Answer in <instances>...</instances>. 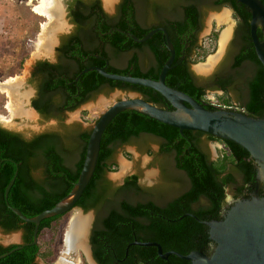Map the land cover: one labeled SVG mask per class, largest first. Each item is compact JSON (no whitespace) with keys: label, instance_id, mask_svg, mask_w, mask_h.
<instances>
[{"label":"trees","instance_id":"trees-1","mask_svg":"<svg viewBox=\"0 0 264 264\" xmlns=\"http://www.w3.org/2000/svg\"><path fill=\"white\" fill-rule=\"evenodd\" d=\"M261 2L264 5V0ZM74 3L75 9L74 5L70 6L73 20L79 24L83 23L79 28L88 34L83 40L75 36L61 47L62 54L67 59L63 68H58V64L45 63L49 68L45 77L38 83V93L43 100L33 102L43 119L59 117L63 110H74L94 94L113 89L137 91L147 101L173 109L158 91L105 78L94 69L82 73L77 80L74 79L83 68L91 65L104 66L109 72L156 79L169 56L163 33L157 31L149 39L137 42L125 32L143 37L150 29L158 26L166 28L175 49L172 68L165 77L167 85L184 91L205 108L214 110L221 106L233 105L232 93L240 100L239 85L243 82L247 87L248 99L244 108L248 115L264 117V67L256 56L250 38L251 12L243 3L237 0H163L162 6L166 7L172 3L179 9L173 20L161 18L158 22H155V19L148 21L145 16L150 15L153 10L151 4L145 6V18L141 14L140 22L132 16L127 22L126 16L130 9L127 0L118 5L114 17H108L101 7L98 13L93 11L99 5L98 1L89 8L84 0H75ZM202 4L230 7L237 27L231 49L221 63L225 70L214 74L204 84H199L197 76L191 70V64L203 61L212 52L217 37L215 31L208 37V45L205 41L196 44L195 35L202 29ZM89 18L93 19V23ZM257 34L262 40L260 29ZM186 36L190 42L183 48ZM141 52L145 55L140 56ZM124 56V64L115 65L112 62L113 58ZM107 59H111L109 63L106 62ZM53 69L59 73L58 77ZM208 89L222 90L223 93L218 95L220 102L215 103L208 98ZM62 129L58 134H39L28 140L0 126V230L12 232L21 229L24 243L32 241L34 224L21 220L8 208L4 190L17 170L7 202L28 217L51 208L71 191L82 167L90 130L79 131L78 127L76 130ZM141 132L161 138L162 152L174 154L176 167L184 170L191 182L189 190L174 198L164 208L152 201L132 202L131 199L154 193L163 197L173 190L167 192L158 187L154 191L147 189L137 183V174L126 176L122 185L112 189L104 175L105 172L116 168L113 160L109 162L113 159L115 151L110 145L128 142ZM202 134L205 133L189 129L181 132L178 127L162 123L135 109H124L111 119L101 137L94 173L75 203V206H81L85 211L93 207L98 211L107 210L106 215L97 222L101 228L93 230L91 236L94 258L99 264H146V261L150 260L153 264H190L174 254L169 255L168 259L162 258L157 254L156 248L151 246L131 244L125 255L127 245L133 240L157 241L164 252L174 250L187 254L194 249L206 251L204 245H177L180 238L184 237V232H197L203 227L193 218L185 216L179 219L183 209L177 206V202L182 198L191 201L206 196L217 205L216 201L225 194L226 185L234 181L232 175L221 177L226 162L233 163L236 169L240 170V152L248 155V151L234 141L223 139L227 149L216 161L208 162L196 146V141ZM209 137L212 138V135ZM242 162V169L248 172L250 163L246 160ZM162 171L161 179L164 184H172L170 176ZM237 193H240V186ZM150 211L162 212L165 218L155 215L156 213L152 215ZM201 212L195 211L200 220L203 219ZM62 215L64 214L44 218L39 225L37 243L26 244L0 257V264H37L35 259L38 256L45 262H50L53 250L50 247L44 248L40 238L45 230L57 231ZM14 247L16 244H0V255Z\"/></svg>","mask_w":264,"mask_h":264},{"label":"water","instance_id":"water-1","mask_svg":"<svg viewBox=\"0 0 264 264\" xmlns=\"http://www.w3.org/2000/svg\"><path fill=\"white\" fill-rule=\"evenodd\" d=\"M237 1L246 5L251 12L249 23L250 38L256 56L264 67V5L261 0ZM104 9L106 10V7ZM258 29L262 32V40L258 37ZM157 31H161L164 35L169 56L156 79L109 72L104 66L98 65L83 68L74 79L77 80L82 73L94 69L105 78L158 91L169 101L173 109L155 105L147 101L140 93L134 91L126 92V96L112 101L101 112L90 128L82 167L71 191L54 206L41 211L35 216L28 217L17 207L11 206L7 202L8 192L18 173L16 170L5 187L4 198L8 208L14 214L21 220L34 224L33 239L29 243H24L23 240L14 242L16 247L1 254L0 257L26 244L37 243L39 225L44 218L65 214L76 207L75 203L82 195L94 173L102 134L111 119L124 109L138 110L162 123L178 127L181 132L184 129L199 130L221 139L234 141L246 149L255 160L257 164V181H264V117H253L246 113L223 107L210 110L184 91L167 85L165 77L168 70L172 68V63L175 59V49L166 28L163 26L152 28L143 37H137L129 31L125 33L135 41L143 42ZM115 92L118 93L120 90L117 89ZM31 110L34 114H37L34 108H31ZM202 222L210 225V237L217 244L213 253L209 256L202 251H190L187 254H181L174 250L164 252L161 245L155 241H133L127 245L125 254H127L128 246L131 244H141L156 247L157 254L162 258L166 259L170 254H174L182 259L192 261V264H264V196H259L258 190L254 191L251 199L237 200L228 210L223 220ZM2 245L7 246L5 244ZM38 258L39 256L36 257L35 262L43 264L37 262ZM90 261L96 264L91 256Z\"/></svg>","mask_w":264,"mask_h":264},{"label":"rangeland","instance_id":"rangeland-1","mask_svg":"<svg viewBox=\"0 0 264 264\" xmlns=\"http://www.w3.org/2000/svg\"><path fill=\"white\" fill-rule=\"evenodd\" d=\"M102 2L104 7H106L104 0H102ZM40 3L41 0H0V83L10 81L11 83L17 84L16 90L19 94V100H21V109H18V111L15 110L14 113L11 112L8 108L10 98L7 92L0 86V115L5 117V120H9L8 122L0 120V126L21 132L25 135L44 129V123L41 122L38 115L34 114L31 110L33 88L28 85L27 78L32 65L37 59L54 60V46L56 45L57 35L61 32H68L71 30V24L65 17V0H47L50 9H54V7L57 6L60 10L56 18L55 16L49 17L45 13L34 8ZM115 4L116 0H112L111 6L109 8L106 7L105 11L109 15L114 13ZM221 12H226L227 17L218 20L216 14ZM57 22H61L62 27H56L52 30V33H50L51 27ZM236 23L237 21L233 12L228 6H205L203 10V26L200 31L201 40L205 41L206 45H208V37L215 31H217V37L214 41L212 52L208 54L203 61H197L191 64V70L194 75L200 79L206 78L216 65H220L227 53ZM43 28L47 30L50 28V34L48 33V35L52 37L50 41H45V39L42 38ZM224 32H226V35L222 40ZM143 55H145V53L141 52L140 56ZM125 60L126 57L124 56L113 58L112 62L115 65H122L125 63ZM142 65L145 66L144 62H142ZM115 91H117V89L94 94L79 107L69 111L66 114V121L68 123L80 124V130H90L92 124L98 119L101 112L107 108L112 101L126 96V92H129L120 90V92L117 93ZM221 94L222 92L218 90H207L208 98L215 103L220 102L218 95ZM231 96L233 104H240V100L235 94ZM27 112H30L33 116L30 117ZM150 138L152 140L151 145H153L152 147L155 150L157 148L158 139L154 137ZM210 147L213 150L212 143H210ZM127 149L131 151L132 156L123 152L124 150L127 151ZM127 152L129 153V151ZM113 161H115L116 168L107 174L113 181H118L122 177L128 175L132 171L131 168L137 163H139V167L142 169L143 178H141L143 180L148 179L151 182L153 179H158L162 176V174H160L159 177L160 171L158 172V163L151 160L146 154L136 151L133 145H123L122 147L118 145L114 152ZM123 165L127 167L125 171H122ZM169 166L170 169L168 174L171 178V182L173 183L178 180L181 182L184 177L180 172L175 170L171 162ZM36 174L39 175V172ZM173 194H175V191L169 192L167 196H172ZM76 212H81L83 216H87L86 218L89 219V227L92 218L91 211L82 212L79 208L75 207L62 215L59 219L57 231L45 230L40 238V242L44 248L50 247L53 250L51 261L47 263L44 259L39 257L37 259L38 263L58 264L60 256H65L68 260L71 259L73 262L78 261L77 264H83L84 259L79 251L81 248H76V252L70 253V255L64 252V234L71 218ZM19 240H21V233L17 230L12 232H3L0 230L1 244L9 245Z\"/></svg>","mask_w":264,"mask_h":264},{"label":"flooded vegetation","instance_id":"flooded-vegetation-1","mask_svg":"<svg viewBox=\"0 0 264 264\" xmlns=\"http://www.w3.org/2000/svg\"><path fill=\"white\" fill-rule=\"evenodd\" d=\"M84 1L86 2V4H88L87 5L88 8L95 1H98L99 5L93 11L98 13L99 7H101L103 12L108 17H114L117 13L118 5L123 0H116V4L114 7V11H113L114 13L112 15H109L105 11L102 0H84ZM127 1H128V5L130 6V9L128 10L127 16H126L127 22L130 21L129 17H131V16L137 22H140L141 14L144 18L146 16L148 21L155 19L154 21L158 22V21H160L159 19H161V18H167V19L173 20L175 18L174 14L177 13V11L179 9V7L177 5H174L172 3H170L166 7L162 6L163 0H127ZM74 2H75V0H65V4H64L65 5V11H66L65 17L68 19V21L71 24V30L68 32H61L57 35L56 45L54 46V60L51 61L49 59H37L33 63L32 68H31L30 73H29V76L27 78L28 85H30L31 88H33V96L31 98V106L34 109H35V107L33 105V102L35 100H43L42 96H40L38 93V90H39L38 89V83L40 82L41 79H43L45 77L46 70L49 68L48 66H46L45 63L51 64V65H57L58 64L59 65L58 68H63L65 66V63L67 62V59L62 54L61 47L63 45H65V42H68L72 38H75V36H78L81 40H83L82 38L87 36V34H88L87 32L80 29L81 27L79 28V26H82L81 24H83V23L79 24L78 22L73 20V17L71 15V11H70V6L74 5L73 9H75L76 4ZM148 4L152 5L151 9H153V10L150 11V15H145L143 12H144L145 6ZM204 8H205V5L202 4L200 6L201 12H203ZM232 12H233V10H232ZM90 18H89V20H90ZM92 20L93 19H91L90 22L93 23ZM97 23H98V21H97ZM200 23L203 26V16H202ZM236 27H237V23H236L234 31H233L232 39L229 43L227 53L231 49L230 46L232 45V40L234 39V32H235ZM200 31L197 33V35H195L196 44L202 43V40L200 37ZM189 42H190V39L186 36L183 48L188 46ZM227 53H226V55H227ZM110 60L111 59H109V60L107 59L106 62L109 63ZM221 63H220V65H216L215 68L211 71V73L206 78L200 79L199 77H197L196 80L199 82V84H204L214 74L222 73L225 70V66H221ZM54 72H55L56 77H58L57 75H59V73H57L55 70H54ZM239 86H240L239 87L240 88V104L237 105L236 103H234L235 105L233 104L229 107H226V106H221V107L226 108V109H230L233 111L248 114L246 109L244 108V104H246L247 99H248L247 87L245 86V84H243V82H241ZM125 91L132 92L130 90H125ZM218 91L222 92V90H218ZM134 92H137V91H134ZM137 93H139V92H137ZM36 112H37L39 120L44 123V129H42L38 132H34L32 134H29V135H25L21 132H17V131H13V130H11V131L18 133L24 139L30 140L39 134H45V133H49V134L50 133H56V134H58L63 130L62 128H66L67 130L74 128V130H76V128L77 127L79 128V126H80V124H78V123H75L76 124L75 125L74 123H68L66 121V114L69 112V110H63L60 113L61 115L59 117L53 116V117H50L49 119H46V120L43 119L42 115L37 110H36ZM8 130H10V129H8ZM79 131H82V130L79 129ZM209 135L210 134H208V133L202 134L199 137V139L196 141V146L198 147L200 152L205 155L208 162H213V161H216L220 156H222V154H223L222 152H225L224 150L227 149V146L222 141L223 139L215 137V136H212V138H210ZM150 137H154V138L158 139L157 148L155 150L152 147L153 145H151L152 140ZM161 142H162L161 138H158V137L151 135V134H148L146 132H141L140 134H138V136L132 137L131 140H129L128 142L110 145L111 147L114 148L115 151H116L118 145H119V147H122L123 145L124 146L125 145H133L135 147L136 151H138L139 153L146 154L147 157H150L151 160H154L155 162L158 163V165H159L158 172L160 171L159 177H160V174H162V172H163L162 170H164V172L169 176L168 172L170 169V166H169L170 162H171V164H173V167L175 168V170L180 172L181 175L184 177V179L181 182H180V180H178V181H174L173 183L171 182L172 184H168V185L164 184V182L162 181L161 178H158V179L155 178L151 182L148 179L143 180L142 179L143 178L142 169L139 167V163H137L135 166H133L131 168L132 171L126 176H129L132 174H137L138 175L137 183L139 185L144 186L147 189H150L153 191L157 187L160 189H163L167 192L173 190V191H175V194H173L172 196H163V197H160L159 195L157 196V193L156 194L155 193L154 194H145L144 196L139 195V196H137V198L139 197V199H136V197H135V198L131 199L132 202L152 201V202H154V204H156L160 208H164L174 198H177L178 196H182V194H184V192H186L187 190H189L191 188V182H190L188 176L186 175L185 171L178 169L176 167L175 162H174V154L162 152ZM190 142L192 143V141H190ZM190 142H188V143L190 144ZM210 143H212V145H213V150L210 147ZM127 151H129V153ZM127 151L124 150L123 152L132 156L131 151L128 149H127ZM148 151H150V152L148 153ZM113 158H114V153H113ZM112 160L113 159H111L109 162H111ZM243 160H246L251 165V168L249 169L248 172H246L242 169L243 168L242 167L243 166V162H242ZM109 172L108 171L105 172L104 175H105V178L109 181L112 189H115L118 186L123 184L124 178L126 176L122 177L118 181H113L107 175ZM223 175H232L234 181L229 182L226 185L225 191H224L225 194L223 197H220L218 201H216L218 203L217 205L212 203L210 201V199L207 198L206 196H201L198 199L191 200V201H187L185 198H182L181 200H179V202H177V206L183 209V213L179 217V219H182V217L187 216V217L193 218L194 220L198 221L201 224V226H203L197 232H195V231L194 232H190V231L184 232L185 233L184 237L180 238V242H178L177 245H204L206 251H203L202 249H194L192 251H202L208 256L211 255L217 244L210 237V233H209L210 225L203 223L202 221L213 222V221L223 220L224 217L226 216L228 210L232 207V205L237 200H239V199L240 200L251 199L254 191H256V190H258L259 196H261V197L264 196V181H260V182L257 181V164L255 163V160L250 156L249 153H248V155H245L244 153L240 152V170H237L233 163L226 162L225 170L221 174V177ZM239 186H240V193H237ZM177 206H175V207L177 208ZM76 207L81 209L82 212L91 211V216H92V218L90 220L89 227L87 228V232L85 235V245L86 246L84 249L83 248L79 249V251L81 252V255L84 259L83 264H92L90 261V256L96 264H99L96 261V259L94 258L93 244L91 241V236H92L93 230L101 228L99 223H97V222H98V220H101V218L106 215L107 210L98 211L97 209H95L93 207V208H90V209L85 211L81 206H76ZM187 208H189V209H187ZM196 210L202 211L201 213H202L203 219H201V220L199 219V217L195 213ZM150 213L152 215L156 213L155 215L160 216L162 218H165V215L162 214V212L150 211ZM146 222H148V221H146ZM17 231H20L21 240H22L23 231L21 229L17 230ZM133 241H139V240H133ZM150 241H154V240H150ZM140 242H146V241H140ZM155 242H157V241H155ZM133 245L149 246V245H141V244H133ZM151 247H154V246H151ZM168 257L166 259H168ZM119 260L121 261V259H119ZM187 261H189L190 264H192V261H190V260H187ZM116 263H114V264H116ZM146 264H153V261L152 260L146 261Z\"/></svg>","mask_w":264,"mask_h":264},{"label":"bare ground","instance_id":"bare-ground-1","mask_svg":"<svg viewBox=\"0 0 264 264\" xmlns=\"http://www.w3.org/2000/svg\"><path fill=\"white\" fill-rule=\"evenodd\" d=\"M111 2H112V0H104V4L107 8H109L111 6ZM34 8L39 10L42 13H45L49 17L55 16V18H56L59 15L58 13H60V10L58 9L57 6L54 7V9H50L49 4H47V0H41V3L37 7L35 6ZM216 17L218 20L225 19L227 17V13L226 12L218 13V14H216ZM56 27L57 28L62 27V23L61 22L54 23V25L51 27L50 33H52V30L55 29ZM49 29L47 30L46 28H43L42 38H44L45 41H48V40L50 41L52 39V37H50V35H48ZM225 35H226V32L223 33L222 40H223ZM44 45H46V44H44ZM47 47H48V45H47ZM45 50H47V49H45ZM0 86L3 90H5L7 92L8 96L10 98V101L8 103V108L10 109V111L14 113L15 110L18 111V109H21V106H20L21 100H19V94L16 90L17 84L11 83L10 81H6V83L5 82L0 83ZM27 114L30 117L33 116V115H31L30 112H27ZM0 120L5 121V122L9 121V120H5V117H3L1 115H0ZM126 169H127V167L123 165L122 171H125ZM86 217L83 216L81 214V212H76V214H74L73 217L71 218L69 225H68V228H67L65 235H64V246H65L64 252L66 254L70 255V253L76 252V248H78V247L83 248V249L85 248V246H86L85 245V235H86L88 223H89V219ZM77 262L76 261L73 262V261H71V259L68 260L67 257H65V256H60V258L58 259V264H77Z\"/></svg>","mask_w":264,"mask_h":264}]
</instances>
